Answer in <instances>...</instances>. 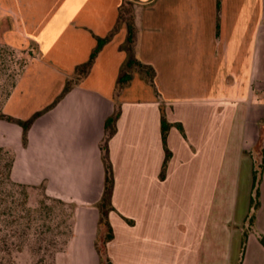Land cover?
<instances>
[{
  "label": "crops",
  "instance_id": "crops-1",
  "mask_svg": "<svg viewBox=\"0 0 264 264\" xmlns=\"http://www.w3.org/2000/svg\"><path fill=\"white\" fill-rule=\"evenodd\" d=\"M121 3L0 0V21L11 23L4 42L37 46L3 111L27 119L51 104L89 59L96 36L114 28ZM133 18L135 55L155 68L160 97L138 72L119 97L109 139L113 264H264V167L247 227L254 169L264 160V0H221L220 12L218 0H139ZM127 34L123 24L89 74L34 121L26 145L23 128L0 119L14 180L44 184L48 195L76 204L73 233L55 264H100L101 143ZM162 109L173 124L164 177Z\"/></svg>",
  "mask_w": 264,
  "mask_h": 264
},
{
  "label": "trees",
  "instance_id": "trees-1",
  "mask_svg": "<svg viewBox=\"0 0 264 264\" xmlns=\"http://www.w3.org/2000/svg\"><path fill=\"white\" fill-rule=\"evenodd\" d=\"M139 0H122L119 9V18L114 28L104 37L96 36L97 44L92 50L87 61L76 66L72 77L66 80L65 86L58 97L48 106L35 112L31 117L22 119L13 115L7 114L0 108V119L7 120L19 124L23 128V142L26 145L28 142V132L34 121L53 108L76 84H79L91 71L94 62L103 49V47L115 36L123 24L127 25L128 34L126 41L121 45V49L127 52V57L121 65L120 73L117 79L115 88L116 108L114 113L106 119L105 128L106 134L101 143L102 158L106 170L105 188L97 207L100 211V224L106 226V230L99 235H103L102 246L95 242L96 248L100 254V264H113L112 258L107 251V242L114 237V229L110 222L109 213L116 210L112 202V195L115 185L114 169L109 153V139L116 132V124L122 113V106L119 101L120 94L123 89L128 86L134 73L138 72L150 85L153 86L157 95L160 97L158 87L156 85V70L148 63L138 59L134 52L135 44V26L133 11L128 7L134 5ZM221 0H218V11L220 12ZM22 52H25L24 50ZM17 50L8 45L0 47V93L5 94V100L10 96L12 90L16 86L19 78L24 73L30 59L18 58ZM29 55L33 57V53L29 50ZM8 56L14 66L8 65ZM9 61V62H10ZM162 109V133L165 143L166 157L162 176L166 174L168 162L172 156V152L168 147V133L172 127ZM177 126L184 133V128L181 123ZM15 162L14 153L0 146V264H17L15 251L18 247H22L24 243H29L33 249L38 251V254L43 255L51 253L53 264H55V254L62 249L73 233V225L69 227L67 218H74L76 204L64 201L60 198L52 197L46 193L45 185H42L44 190L43 198L40 199L38 206H32L30 203L29 189L35 186L21 183L12 177V171ZM264 167V160L260 168L254 169L253 173V195L251 200V212L248 217V222L251 225L255 221V211L259 206L261 172ZM40 185V186H41ZM71 210V211H70ZM63 217L66 223L65 229H59L53 234H47L51 229L47 223H41L43 218ZM128 221L132 223V220ZM47 226V227H44ZM98 235V236H99ZM65 237V238H64ZM62 239L61 246H55L54 249L49 248L50 242L56 243ZM264 244V234L260 236ZM46 243V245H43ZM34 244V245H33ZM37 244V245H36ZM55 245V244H54ZM51 249V250H50ZM42 259H45L43 256Z\"/></svg>",
  "mask_w": 264,
  "mask_h": 264
},
{
  "label": "rangeland",
  "instance_id": "rangeland-1",
  "mask_svg": "<svg viewBox=\"0 0 264 264\" xmlns=\"http://www.w3.org/2000/svg\"><path fill=\"white\" fill-rule=\"evenodd\" d=\"M132 11L134 9V5L128 6ZM11 23L9 21H0V47L4 46V45H8L7 43L4 42L2 34L3 31L10 25ZM12 48H14L11 45H8ZM36 45H31L30 47H28L27 49H19V48H15L17 50V57L18 58H28L31 59L32 57L29 55V50L33 53V55L35 54V49H36ZM25 52H22V51ZM11 57L8 56V60L10 61ZM8 62V65H11L12 67L14 66V63H12L11 61ZM5 94H1L0 93V108H2V105L5 102ZM262 149V144L261 142L258 144V146L256 147V152H260ZM30 191V203L32 206H38L40 199L43 198V193L44 190L42 188V185H37L35 187H32L29 189ZM247 197H251V189L249 188L247 190ZM69 203V202H68ZM71 211V210H70ZM109 218H110V213H109ZM46 220V221H45ZM63 220L65 221V218L63 217H58V216H54L51 218H43V220H41V223H44V221L47 223V226L49 225L51 229L48 230V235L49 234H53L54 232H57L59 229H65L66 227V223L63 222ZM67 224H69V227L71 225H73L74 222V218L70 217L66 219ZM44 226V227H47ZM103 229L106 230V226L103 225ZM250 224L249 222L247 223V227H249ZM67 228V227H66ZM65 238V237H64ZM102 240H103V235H99L96 239V241H98V244L102 246ZM51 249H54L55 246L59 247L62 244V239L60 238L56 243H49ZM34 245V244H33ZM37 245V244H36ZM43 245H46V243H43ZM50 249V250H51ZM15 258H16V263L17 264H53V258L51 253H46L43 255L38 254V251H36V249H33L32 246L29 243H24L22 245V247H18L15 251ZM43 256L45 257V259H42Z\"/></svg>",
  "mask_w": 264,
  "mask_h": 264
}]
</instances>
